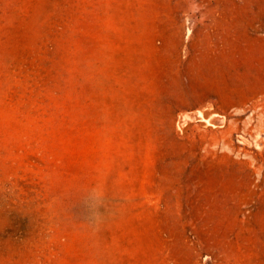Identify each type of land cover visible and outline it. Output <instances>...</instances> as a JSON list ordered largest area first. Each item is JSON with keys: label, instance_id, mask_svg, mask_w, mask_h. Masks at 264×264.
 <instances>
[{"label": "rangeland", "instance_id": "obj_1", "mask_svg": "<svg viewBox=\"0 0 264 264\" xmlns=\"http://www.w3.org/2000/svg\"><path fill=\"white\" fill-rule=\"evenodd\" d=\"M0 264H264V0H0Z\"/></svg>", "mask_w": 264, "mask_h": 264}]
</instances>
